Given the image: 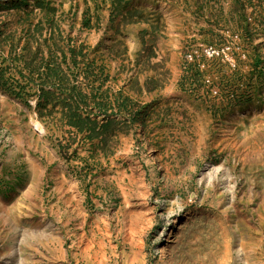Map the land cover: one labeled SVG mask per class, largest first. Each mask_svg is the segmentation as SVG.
<instances>
[{
  "label": "rangeland",
  "instance_id": "1",
  "mask_svg": "<svg viewBox=\"0 0 264 264\" xmlns=\"http://www.w3.org/2000/svg\"><path fill=\"white\" fill-rule=\"evenodd\" d=\"M0 264H264V0H0Z\"/></svg>",
  "mask_w": 264,
  "mask_h": 264
},
{
  "label": "bare ground",
  "instance_id": "2",
  "mask_svg": "<svg viewBox=\"0 0 264 264\" xmlns=\"http://www.w3.org/2000/svg\"><path fill=\"white\" fill-rule=\"evenodd\" d=\"M239 208V206H238ZM226 219V218H225ZM232 219V218H231ZM235 220V219H234ZM229 221V220H228ZM234 224V223H233ZM236 225V224H234ZM231 226V225H230ZM242 227V226H241ZM249 227V226H248ZM204 231V230H203ZM213 233V232H212ZM215 233V232H214ZM211 236H197L196 241H193V238H188L186 240V247L191 251L190 257L194 258V260L198 263H201L204 258H206L211 253V248L213 246V241H211ZM215 238V237H214ZM211 241V242H210ZM215 241V239H214ZM227 241V240H226ZM225 242V241H224ZM229 243V242H228ZM215 244V243H214ZM217 245V244H216ZM215 245V247H216ZM194 246L195 248L193 249ZM217 254V253H216ZM215 254V256H216ZM207 255V256H206ZM211 257V255L209 256ZM192 260V259H191Z\"/></svg>",
  "mask_w": 264,
  "mask_h": 264
}]
</instances>
